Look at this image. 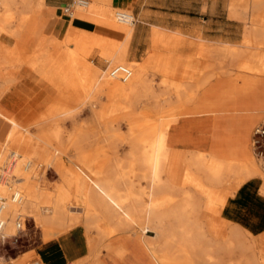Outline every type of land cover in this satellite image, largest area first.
Listing matches in <instances>:
<instances>
[{
    "label": "rangeland",
    "instance_id": "374dc122",
    "mask_svg": "<svg viewBox=\"0 0 264 264\" xmlns=\"http://www.w3.org/2000/svg\"><path fill=\"white\" fill-rule=\"evenodd\" d=\"M69 1L70 0H57V2L62 3ZM245 1L246 0H216L215 17L217 22H221V24L217 25V29L220 30L216 31L217 39L215 42L209 43L203 41L200 37H198V40L193 41L177 33L155 30V33L176 36L183 40L193 42L199 47L197 49L194 47V51L190 54L184 53L183 55L181 54L175 57L167 56L158 58L155 66H151L155 71H147V67L143 64H131L126 59V65L133 69L134 76L129 83L124 85L128 86L133 82H139L138 88L140 93L142 92L140 104H138L139 111L145 109L154 120H157L160 116L169 118L174 115L170 125V132L177 137L176 145L184 143L187 139L180 132L185 130L177 128L180 112L186 104L194 100L197 91L202 88V86L211 82V80L216 81V83H226L230 87L225 90L226 92L218 93L217 96L220 94L222 97H229L233 101L238 99L239 101L238 103L235 102L236 104L232 102L230 105L225 106L221 104V101L216 103L219 107L222 106L221 109L229 111V113H224L225 115L218 113L214 114L213 120H215L212 124L213 129L217 131V133L218 131L220 132L215 136L216 147L214 150L189 152L188 157L185 158V151L175 146L168 163L169 166H175V169L178 171V177L172 179L170 176L163 174L164 182H168L170 188H172L164 193V196L167 198L182 200L186 197V193L189 192L196 200L202 203L206 202L203 196L206 194V191H208L209 185L205 177L190 168V159L193 154H202V152H205L213 156L228 157L236 153L241 160L246 159L250 155L251 157L253 156L251 147H249V137L253 129H251V127L257 123L262 115L261 121H264V80L262 81L263 84L257 88H249L246 90L245 94H247L248 97L242 99L238 87L235 86V79L238 78V75L237 72H233V69L248 60L250 53V49L244 46V40L251 28L249 25L251 22L250 19L254 15ZM6 3L7 5L0 6V14L6 16L10 13V16L7 18L4 17L7 20L1 27L3 29V33H1L13 39V45L7 47L10 50L13 49L16 51L17 54L15 53V56H19L20 62L11 61L6 55L3 56L0 43V100L7 93H16L18 95L20 103H15L13 105L14 111L8 114L4 112L3 114L13 117L22 125L23 130H15L17 133L13 137H10V133L13 132L14 126L5 122L6 124L4 125H8L9 130L7 131V128H3L0 131V194H4V196L8 197L12 193L7 194L8 186H12L17 191L16 187L10 183L11 181L9 182V179L6 178L5 173L9 172L8 174H12L16 166L23 168L28 162L27 158H30L35 165L31 172L29 183L31 186L30 189L32 190L31 192H34L36 197L33 204L22 211V214L27 216L24 232L21 233L17 239H8L4 243L0 241V264H10V262L7 261L10 260V257H15L24 251L32 249L41 242L56 238L76 226H81L84 229L88 247L98 246L103 248L108 245H113L118 251L126 255L129 253L131 246H134L139 239L143 238V232L141 229L137 231L136 229H132L128 233L124 232L119 226L106 221L97 211H89L88 209L87 212L83 214V210H80V208L71 209V211L76 214L68 212L67 222L63 227L50 223L38 224L39 227H42L45 234L36 224L41 219L54 217L55 210L52 206L46 204L45 199L46 196L49 195L52 197L53 202L61 190L64 193L70 192L71 196L74 197V205L82 207L84 203V191L87 185L84 183L82 189H80V187L76 186V180L71 175L72 172L78 170L77 167L80 166L82 161L94 165L105 160V163L110 164V168H115V163L119 164L120 160L122 165L125 166L124 171L128 172L127 159L131 152V147L121 138L128 135L127 126L125 124L118 125L114 123L116 132L107 131L113 116L110 108L112 100L102 93L96 95V97H94L95 100L93 98L95 107H92L88 103L90 99L88 98L89 91L93 89L100 75H102V78L104 77L108 83L117 82L122 84L119 81L109 79L107 72L103 74L102 71H106V69L116 64L113 62V59L122 48L125 46L127 47V44H123V38L112 35L108 31L104 32L100 30L99 33L90 36L92 30L88 23L83 24V26L73 25L72 23L74 18L78 17V15L87 16L91 14L109 25L120 28L121 30L126 29L130 31V33L132 31V26L121 24L118 20V22H116V13L122 9L113 7L111 5V0H90V6L88 8H76L71 17L65 16L59 6L58 14L61 18L66 20V23L62 32L53 37L56 40L70 39L69 45L66 46V48L59 47V51L57 50L58 53L55 51L53 55L51 53L52 51H49L40 60L38 66L33 67L29 62V58L36 48L35 40L31 38L20 39V36H16V34H21L23 31H26L25 24L32 22L31 20L33 19L31 12H34L36 14L35 16L38 15V19L41 21H45L47 18L45 10L48 8L44 0H11L10 3ZM231 6H234L233 8L236 10L237 14H230ZM204 9L205 8H203V10ZM25 17H27V23L21 28V19ZM256 20V22H260L261 17H256ZM228 22L231 24L229 30L227 25L224 26V24ZM223 30H226V33H224L225 35H223ZM63 37L65 38L63 39ZM92 39H95V41H92ZM227 40H230L228 44H234L233 47H237V49L244 51L239 59H232L231 56L226 55L223 51L226 47L223 45L226 43L223 42H227ZM84 42L93 44V48L86 59L84 58V68L79 74L77 59L70 54V51L76 52L77 43L82 44ZM96 44H100V46ZM158 44L172 52L176 51L172 50L169 44ZM185 48L187 47H179L177 49L181 50ZM209 49L212 52L209 53ZM262 51H264V49ZM65 52L70 54L73 60L69 57L65 60L60 56ZM75 55L82 59L78 53H75ZM192 59H194V61ZM62 65L71 67L72 72L69 71L67 75H65L66 71L61 73ZM51 66H55V68L53 69V73L49 74L46 70L50 69ZM30 69L46 79L56 88L57 95L56 91L53 89L54 95L50 103H39L34 101V94L37 93V89L33 90L31 87L27 89L16 88L18 84H22L25 80H33V73ZM135 69L137 71H135ZM95 71L96 76L92 80L91 77L94 75ZM141 76H143V79H140ZM203 80H205L204 83H202ZM66 82L67 86L68 83L70 84L72 82L67 88L68 90L66 89L68 95L71 90L70 86L74 84V95L68 99V102H70L69 104L68 102L65 104L63 110L57 109L56 113L49 116L56 106V103H58V91L60 87L66 85ZM36 83H38V79H36ZM239 88H241V86ZM251 95L257 97L253 98ZM55 97L56 100L54 105L46 112ZM164 106H169L168 108H171L172 111L168 109L162 110ZM42 114L45 116V121L42 118ZM249 117H251V119L241 121V119ZM1 120L0 117V121ZM243 122H247L246 126H243ZM26 132H31L33 136L45 137L50 140V143L45 144L37 140V138L28 136ZM56 133L58 134L57 137L55 135ZM28 138L33 142L29 153L26 148V139L29 140ZM118 141L119 143H117ZM113 143L115 144L114 148H112ZM33 146L37 149L35 155H33L32 152L34 150ZM126 148L128 151H124ZM13 152H16L18 155L12 156ZM253 158L259 166L260 173L264 175V163L257 160L254 156ZM107 159L109 160L107 161ZM129 174L128 177L131 179L129 180L132 182L133 191L139 192L142 190L144 192L143 195L147 197V183L141 179L138 169L129 172ZM5 178L7 179L6 183H4ZM114 179H124L123 174L117 171L114 175ZM237 182L238 180L236 177L230 179L232 185L226 186L227 194L230 195L232 202L237 204V210H240L242 212L241 215L246 219L247 222L245 223L248 224L244 227H246V229L252 227L257 228L259 232L257 236L260 238L261 245H264L263 179H260V177L251 178L238 190L235 188L233 189V187H237ZM253 182L259 184L260 187L255 185L256 187H253L254 190H250L248 186ZM246 188H248L247 190L249 192L247 194L248 197H244V194L243 197L245 199L239 201L237 196L241 193L240 189ZM122 193L126 194L125 188H123ZM17 207H20V205ZM207 213H211V211L205 212V207H203L195 211L192 219L198 223L204 222L206 225L209 222ZM75 217H77V220L71 222V219ZM87 217H91L94 220L91 226L92 228L90 229H88L87 224H85ZM225 218L230 217L225 216ZM251 218L256 221L254 225L250 222ZM234 227L235 224L232 223L225 225L223 233H229ZM6 233L9 235L14 234L15 228L10 225L7 226ZM141 235L142 237H140ZM155 237V233H149V238L147 239L152 240ZM104 251L105 250L100 251L99 258L101 256L115 257L113 254ZM149 260L148 257L141 255L135 258L136 264H149ZM70 263L73 264L74 262ZM188 263L189 262L185 264ZM75 264H91V261L85 258ZM189 264L208 263L200 262Z\"/></svg>",
    "mask_w": 264,
    "mask_h": 264
},
{
    "label": "bare ground",
    "instance_id": "6f19581e",
    "mask_svg": "<svg viewBox=\"0 0 264 264\" xmlns=\"http://www.w3.org/2000/svg\"><path fill=\"white\" fill-rule=\"evenodd\" d=\"M6 2L10 3L11 0H0V6L7 5ZM245 3L254 15L250 19L251 22L249 25L251 28L244 40V46L250 49V53L246 62L233 69V72H237L238 75L235 82H241V88L238 87V91L242 99L248 97L247 94H245L246 90L249 88H257L263 84L262 81L264 80V51H262L264 49V0H246ZM89 6L90 1L85 6H75L72 15L76 8L86 9ZM233 7L234 6H231V15L237 14ZM8 16H10V13L6 16L0 14V35L3 33L1 27L7 20L5 18ZM256 17H261V21L256 22ZM117 20L116 17V22L119 21ZM25 23H27V17L21 19V28ZM74 23L75 20H73L72 24ZM119 23L132 26V23H123L120 21ZM26 25L27 24H25V26ZM129 37L130 35L127 36V38ZM64 38L65 37H63V39ZM160 39L164 40V42L169 44L170 48L174 50H178L177 48L179 47H188L185 49L191 47L197 49L199 47L195 43L175 38L161 36ZM69 40H56L53 37L42 40L29 58L30 64L33 67L38 66V63L46 53L52 51L51 53L53 55L55 51L57 52L59 47L66 48V46L69 45ZM92 41H95V39H92ZM83 44L89 45V43L86 42ZM126 49L127 47L125 46L120 50L118 55L113 59L114 63L126 64ZM223 51L226 55L231 56V58L235 60L239 59L244 52L241 49H237V47L229 45H227ZM210 52L212 51L209 49V53ZM75 53L74 51H70V54L75 57V59H80ZM135 71L137 70L135 69ZM102 72L106 74L108 69ZM133 76L134 71L132 77L127 82H121L118 79H113L108 76L109 79L122 83L119 84L117 82L108 83L104 77L102 78V75H100L88 95V98H90L88 103L92 107H95L93 101L95 100L94 97L98 94L104 93L112 100L110 108L113 116L107 131H115L116 127L114 123L118 125L125 124L127 126L128 135L121 138L131 147V152L127 159L128 172L124 171L125 166L122 165L120 160L119 164L115 163V168H110V164L105 163V160H102L100 163L95 162L96 164L94 165L82 161L80 166L77 167L78 170L71 174L76 180V186L80 187V189H82L84 183L87 185L84 191V203L82 207L74 205V197L71 196L70 192L64 193L61 190L53 202L52 197L48 195L46 196L45 202L54 208L55 215L49 219L39 220L36 224L37 227H39L38 224L41 225L45 223L56 224L63 227L67 222L68 212L76 214L72 212L71 209L80 208V210H83V214L89 209V211H97L106 221L119 226L124 232L128 233L132 229H136V231L141 229L143 238L139 239L134 246H131L129 253L134 256L141 255L148 257L150 259L149 264H185L187 262H206L208 264H264V245H261L260 238L257 236L259 233L257 228L252 227L246 229V227H244L248 223H245L247 221L243 215H241L242 212L237 210V204L232 202L230 195H228L226 191V186L232 185L230 179L233 177H236L238 180L237 187H233V189L235 188L237 190L251 178L260 177L264 182V175L260 173L259 166L253 158L254 155L241 160L236 153L228 157L213 156L205 152H202V154H193L190 159V168L205 177L209 185L208 191H206V194L203 196L206 202L202 203L196 200L189 192L186 193V197L182 200H174L165 197L164 193L172 189L168 182H164L163 174H166V164L171 149L170 125L174 115L169 118L160 116L157 120H154L145 109L139 111L138 104H140V97L142 96V92L140 93L138 88L139 82H133L128 86L124 85L129 83ZM140 79H143V76H141ZM204 82L205 80L202 81V83ZM71 83H68L67 86L66 82V85L60 87L58 91V103H56V106L49 116L56 113L57 109L63 110L68 99L74 95V84L70 86L71 94L69 93L68 95L66 92V89ZM251 97L254 98L257 96L251 95ZM168 107L169 106H164L162 110L168 109L172 111V109ZM3 113V109L0 108V116L12 122L14 125V130L10 133V137H13L17 133L15 130L22 129V125L13 117L5 116ZM42 118L45 121L44 115H42ZM26 133L28 136L37 138V140L45 144L50 143V140L45 137L33 136L31 132ZM55 135L57 137L58 134L56 133ZM28 141H31V139ZM117 143H119V141ZM114 147L115 144L113 143L112 148ZM36 153L37 151L35 150V154ZM17 155L16 152L12 154V156ZM27 159L28 162L23 168L16 166L12 174H8L9 172L5 173L9 182L11 181L10 183H12L22 195V201L19 204L20 207L8 203L4 213L9 219L7 226L10 225L13 228V219L16 213H22L26 207L33 204L36 197L34 192H31L32 190L30 189L31 186L29 183L35 163L30 158ZM108 160L109 159H107V161ZM135 169H138L141 179L147 183V197L143 195L144 192L142 190L139 192L133 191L134 188L128 176L130 175L129 172ZM117 171L123 174L124 179H114V175ZM6 178L4 183L7 182ZM255 185L259 186L256 182H253L248 188L254 190L253 187ZM123 188L126 189V194L122 193ZM15 191L16 190L12 186L7 187V194ZM262 192L264 193V189ZM203 207H205V212L211 211V213H207L209 222L206 225L204 222L198 223L192 219L195 211ZM225 216L230 218H225ZM76 220L77 217L74 219L72 218L71 222ZM93 222L94 220L91 217L86 218L85 224H87L88 229L92 228ZM250 222L253 225L256 223L252 218ZM229 223L235 224V227L229 233H223L225 225ZM39 228L42 229L41 226ZM42 231L45 234L43 229ZM149 233H155L156 237L152 240H148ZM142 235L140 237H142ZM88 248L89 255L87 259L91 261V264H103L99 260V253L101 250H105L117 258L125 256L124 253L118 251L113 245H108L103 248L98 246Z\"/></svg>",
    "mask_w": 264,
    "mask_h": 264
},
{
    "label": "crops",
    "instance_id": "0c3cea01",
    "mask_svg": "<svg viewBox=\"0 0 264 264\" xmlns=\"http://www.w3.org/2000/svg\"><path fill=\"white\" fill-rule=\"evenodd\" d=\"M61 3L62 2H57V0H45V4L48 8L45 10V15L47 17L46 20L41 21L38 19V15L35 16L36 14L31 12L33 17L31 20L32 22H29L26 25L25 32L23 31L21 34L17 33L16 36L19 35L20 39L31 38L35 40V46L37 48L38 44L42 42V40L59 35L66 23V20L61 18L58 14V7ZM111 5L115 8L129 10L133 14L135 21L132 23L131 34L130 31H127L126 29L121 30L120 28L109 25L91 14L87 16L78 15V17L74 18L75 23L73 25L83 26V24L88 23L92 30L90 36L92 34L99 33L100 30H103L104 32L108 31L112 35L123 38V44H127V61L131 64L137 65L141 63L147 67V71H155L151 66H155L158 58L167 56L175 57L177 55H183L184 53L190 54L194 51V48L191 47L189 49H181L182 51L176 50L175 52H172L165 49V47L161 45L159 46L158 43H165L164 40L160 39L161 36L175 38L182 41L187 40L163 33H155V30L177 33L178 35L193 41L198 40V37H200L203 41H207L209 43L216 41V31L220 30L217 29V25L221 24V22H217L215 17L216 0H111ZM203 8L205 9L203 10ZM226 25L229 27V30L231 24L228 22L227 24H224V26ZM224 33H226V30H223V35H225ZM128 35H130L129 39H127ZM0 39L3 53L2 55H6L11 59V61L20 62L19 56H15L16 51L13 49L10 50L7 47L13 45V39L3 34H1ZM229 41L230 40H227V42L224 41L223 43L226 44L223 45L233 46L234 44H228L230 43ZM97 46H100V44ZM92 48L93 44L85 45L83 43H77L76 53L82 57V59L77 60L79 74L83 70L85 59L91 53ZM60 56L65 60H67V57L72 59V56L67 54V52L61 54ZM192 60L194 61V59ZM63 67L61 73L66 71L65 75H67L69 74V71L72 72L71 67L67 65ZM54 68L55 66H51L50 69L46 71L49 74L53 73ZM32 73L33 80H25L22 84H18L16 88L27 89L31 87L33 90L37 89V93L34 94V101L39 103H50L54 95V90L57 95L56 88L40 75L33 71ZM95 76L96 71L91 79L93 80ZM36 79H38V83H36ZM235 86L240 87L241 82L237 81ZM228 87L230 86L226 83H216V81L211 80V82L202 86V88L197 91L195 98L191 103L186 104L182 108L177 128L185 130L180 132L187 139L184 143L176 145L177 137L171 132V149L166 164L167 176H170L172 179L178 177V171L175 169V166H169L168 163L175 146L178 149L185 151V158L188 157L189 152L214 150L216 147L215 136L220 133L219 131L217 133V131H214L213 129L212 124L215 120H213L214 114L229 113V111L221 109L222 106H217L216 103L221 101V104L225 106L230 105L232 102H239L238 99L233 101L229 97H222L220 94L217 96L218 93L226 92L225 90ZM55 100L56 97L52 104L49 105L46 112L54 105ZM15 103H20L16 93H7L0 100V106L6 114L14 111L13 105ZM0 117L2 119L0 121V126L3 124L0 127V131L3 128H7L8 131L9 126L4 124L10 123L13 125V123L2 116ZM261 117L253 126L264 123V121H261ZM248 119H251V117L243 118L241 121H247ZM246 124L247 122H243V126H246ZM32 143V141L29 142L26 139V148L28 153L31 151ZM35 150L37 151L36 148L32 151L33 155L35 154ZM125 150L128 151L127 148L124 149V151ZM247 189L248 188L240 189L241 193L237 196L239 201H243L246 196L248 197L247 194L249 192ZM88 255L89 248L84 229L81 226H76L56 238L41 242L38 246L32 249L24 251L15 257H10V260L7 261H9L10 264H71L70 262H74L73 264H75L87 258ZM135 258L136 256L133 254L127 253L124 257L119 259H117V257L101 256L99 260L103 264H136L137 262L135 261Z\"/></svg>",
    "mask_w": 264,
    "mask_h": 264
},
{
    "label": "built area",
    "instance_id": "2783aa9c",
    "mask_svg": "<svg viewBox=\"0 0 264 264\" xmlns=\"http://www.w3.org/2000/svg\"><path fill=\"white\" fill-rule=\"evenodd\" d=\"M90 0H70L69 2L61 3L62 13L71 17L75 6H85ZM116 17L120 22L133 23L135 18L133 14L127 10H121L116 13ZM108 76L113 79H118L121 82H127L133 75L132 69L126 64H115L108 68ZM250 147L253 155L257 160L264 163V123L253 127L250 136ZM22 201V195L19 191L12 192L8 197L0 194V241L5 242L8 239H17L24 232L27 216L22 213H16L13 224L15 228L14 234H7L6 227L8 218L4 215L8 203L19 205Z\"/></svg>",
    "mask_w": 264,
    "mask_h": 264
}]
</instances>
